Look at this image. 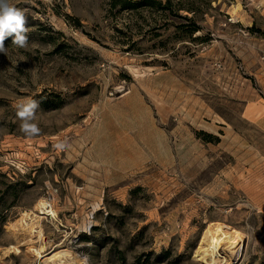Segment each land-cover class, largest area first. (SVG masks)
<instances>
[{"label": "rangeland", "instance_id": "rangeland-1", "mask_svg": "<svg viewBox=\"0 0 264 264\" xmlns=\"http://www.w3.org/2000/svg\"><path fill=\"white\" fill-rule=\"evenodd\" d=\"M158 1L10 0L28 45L0 53V264H206L215 224L242 236L215 264H264V0ZM39 200L30 241L10 225Z\"/></svg>", "mask_w": 264, "mask_h": 264}, {"label": "bare ground", "instance_id": "bare-ground-1", "mask_svg": "<svg viewBox=\"0 0 264 264\" xmlns=\"http://www.w3.org/2000/svg\"><path fill=\"white\" fill-rule=\"evenodd\" d=\"M41 216L55 217V211L51 205L43 200L37 202L35 212H23L20 218L11 223L10 228L23 230L27 233L30 241L32 237L39 239L41 238ZM241 242L242 236L240 233L237 231L226 232L222 225L215 224L205 230L197 252L202 255V259L206 264H215L216 260H218L216 257H220V254H223V259L229 262L233 255L237 253ZM9 250L10 248L6 249L4 254ZM29 251L37 256L41 254L39 249L29 248ZM74 258L67 250H59L54 252L49 258H45L43 264H63L65 260L73 261Z\"/></svg>", "mask_w": 264, "mask_h": 264}, {"label": "clouds", "instance_id": "clouds-1", "mask_svg": "<svg viewBox=\"0 0 264 264\" xmlns=\"http://www.w3.org/2000/svg\"><path fill=\"white\" fill-rule=\"evenodd\" d=\"M26 19L24 12L10 3V0H0V53L7 55V48L4 41L12 38V44L25 48L28 45ZM40 107V102L28 99L16 105V115L21 121L20 130L29 138L40 134L41 129L35 123L36 112ZM58 150H64L67 145L59 142L55 145Z\"/></svg>", "mask_w": 264, "mask_h": 264}, {"label": "trees", "instance_id": "trees-1", "mask_svg": "<svg viewBox=\"0 0 264 264\" xmlns=\"http://www.w3.org/2000/svg\"><path fill=\"white\" fill-rule=\"evenodd\" d=\"M149 3L151 5H156L158 6L160 9L165 10L168 8V5H162L160 1L158 0H138L137 2L134 1H129V0H120V7L121 8H137L138 6L141 5V3ZM112 6H115V0H112Z\"/></svg>", "mask_w": 264, "mask_h": 264}]
</instances>
